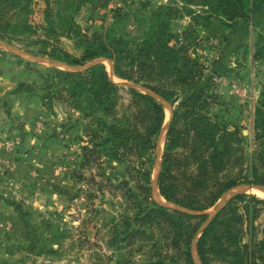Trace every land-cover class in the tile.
<instances>
[{"label":"rangeland","instance_id":"obj_1","mask_svg":"<svg viewBox=\"0 0 264 264\" xmlns=\"http://www.w3.org/2000/svg\"><path fill=\"white\" fill-rule=\"evenodd\" d=\"M42 4L35 0L27 7L28 40L44 34ZM67 14L74 30H58L56 38L71 56L81 57L80 35L85 33L122 37L129 56L136 46L140 51L135 61L125 60L134 70L142 64L140 84L173 92L164 100L116 77L109 60H97L122 87L121 105H127L132 88L153 95L163 108L155 147L146 154L147 183L156 201L173 206L157 185L173 111L179 114L174 152L180 171H194L200 158L219 148L231 151L228 158L222 156L225 168L219 176L246 173L257 150L256 134L264 129V117L256 121L257 110L264 112V0H83ZM25 39H0V264H167L149 243L130 246L120 241V233L114 236L122 198L105 188L97 191L90 174L98 169L80 166L79 112L46 97L51 88L60 87L59 81L50 84L51 68H74L50 59L42 43L26 45ZM155 56L161 57L158 72L148 81V58ZM187 147L189 155L195 149V160L185 157ZM104 170L116 176L122 167L105 164ZM248 184L255 183L233 186L203 212L209 214L229 191ZM83 189L94 198H81ZM240 193L254 195L248 189ZM204 196L196 202L204 204ZM192 249L194 263L200 264ZM211 264L221 263L212 259Z\"/></svg>","mask_w":264,"mask_h":264},{"label":"trees","instance_id":"obj_2","mask_svg":"<svg viewBox=\"0 0 264 264\" xmlns=\"http://www.w3.org/2000/svg\"><path fill=\"white\" fill-rule=\"evenodd\" d=\"M34 1L0 0V39L19 41L23 37L27 38L26 45L42 43L48 47L44 54L50 59L74 68L72 71L51 68L50 84L55 86L54 81H59L60 87L53 90L49 87L51 93L46 97L79 112L75 121L80 123L83 132L80 166L98 169L90 174V180L97 184V191L105 188L122 198L123 212L117 217L119 224L113 226L114 236L120 233V241L130 246L136 241L149 243L155 255L168 261L167 264H195L192 245L200 264H211L212 259L221 264H264V199L237 193L202 228L209 217L203 211L224 192L244 182L264 185V129L256 134L257 150L245 174L238 173L231 179L224 174L219 176L225 168L222 156L228 158L231 153L230 149L219 148L211 150L206 158H200L195 163L196 169L187 173L179 170L174 152L178 147L174 122L179 114L173 111L157 176L159 194L173 206L156 201L147 183L149 166L146 154L155 147L153 137L159 131L163 108L153 95L132 88H129L127 105H121L122 87L109 77L103 64L97 60H109L116 77L131 80L164 100L169 101L173 92L160 90L150 83L140 84L142 64L136 66L137 70L125 65L127 58L129 62L138 59L140 51L136 46L134 55L129 56L122 37L111 38L96 32L80 35L83 50L79 58L71 56L57 44L58 30L63 34L74 30L75 24L67 14L68 10L73 6L79 8L83 0H41L43 4L38 9L44 34L28 40L27 7ZM147 44L151 49L149 40ZM159 60L160 56L148 58V81L158 72ZM195 99L196 96L191 98ZM262 117L264 112L257 110L256 121ZM186 150L185 157L195 160V149H190V155L189 147ZM105 164L119 165L122 170L115 173L116 176L107 175ZM96 175L100 176L97 182ZM185 181L190 182L184 189ZM200 194L205 195L204 204L196 202ZM80 197L91 200L94 195L83 189Z\"/></svg>","mask_w":264,"mask_h":264},{"label":"water","instance_id":"obj_3","mask_svg":"<svg viewBox=\"0 0 264 264\" xmlns=\"http://www.w3.org/2000/svg\"><path fill=\"white\" fill-rule=\"evenodd\" d=\"M251 188H260L264 190V185L261 184H248V185H240L236 187L235 189L231 190L228 192L227 198L223 200L221 203H219L212 211L209 212V217L208 219L204 222L202 228L215 216L217 213L224 207L226 202L229 200L230 197L233 195L240 193L241 191L245 189H251Z\"/></svg>","mask_w":264,"mask_h":264},{"label":"bare ground","instance_id":"obj_4","mask_svg":"<svg viewBox=\"0 0 264 264\" xmlns=\"http://www.w3.org/2000/svg\"><path fill=\"white\" fill-rule=\"evenodd\" d=\"M249 192H252L255 196L264 199V190L260 188H251L248 189Z\"/></svg>","mask_w":264,"mask_h":264}]
</instances>
